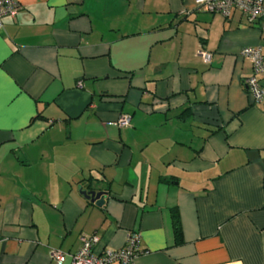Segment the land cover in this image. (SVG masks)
Returning <instances> with one entry per match:
<instances>
[{
  "label": "crops",
  "instance_id": "1",
  "mask_svg": "<svg viewBox=\"0 0 264 264\" xmlns=\"http://www.w3.org/2000/svg\"><path fill=\"white\" fill-rule=\"evenodd\" d=\"M16 2L0 28V264L129 232L134 264H264V108L239 55L264 30L194 0Z\"/></svg>",
  "mask_w": 264,
  "mask_h": 264
},
{
  "label": "built area",
  "instance_id": "2",
  "mask_svg": "<svg viewBox=\"0 0 264 264\" xmlns=\"http://www.w3.org/2000/svg\"><path fill=\"white\" fill-rule=\"evenodd\" d=\"M197 7L209 13H219L229 17L233 11L242 13L250 24H258L264 30V0H194ZM16 0H0V28L6 17H15L18 12ZM197 55L206 64L211 61V54L200 49ZM239 55L248 60L251 73L242 79L251 101L264 108V43L256 46L241 48ZM80 86V83H78ZM129 114L121 115L117 120L109 122L110 125L127 127L130 124ZM99 238L95 234H81L79 247L75 252L68 253L52 248L50 258L56 264H62L70 258L71 264H134L135 257L141 253L139 235L128 233L125 244L118 249H104L95 251Z\"/></svg>",
  "mask_w": 264,
  "mask_h": 264
},
{
  "label": "water",
  "instance_id": "3",
  "mask_svg": "<svg viewBox=\"0 0 264 264\" xmlns=\"http://www.w3.org/2000/svg\"><path fill=\"white\" fill-rule=\"evenodd\" d=\"M80 192L87 198L90 199L92 202H95L97 205H102L104 202V197L105 194L104 192H96L94 190H86L82 189L81 187L79 188Z\"/></svg>",
  "mask_w": 264,
  "mask_h": 264
},
{
  "label": "trees",
  "instance_id": "4",
  "mask_svg": "<svg viewBox=\"0 0 264 264\" xmlns=\"http://www.w3.org/2000/svg\"><path fill=\"white\" fill-rule=\"evenodd\" d=\"M171 218H172V225H173L174 234H175V240L177 242H180L182 240L181 226H180V218L176 210L172 211Z\"/></svg>",
  "mask_w": 264,
  "mask_h": 264
}]
</instances>
